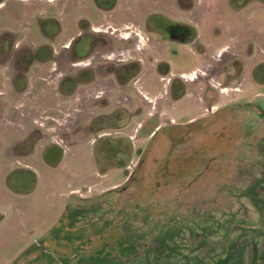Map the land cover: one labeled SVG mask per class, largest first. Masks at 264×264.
Segmentation results:
<instances>
[{
    "label": "rangeland",
    "instance_id": "1",
    "mask_svg": "<svg viewBox=\"0 0 264 264\" xmlns=\"http://www.w3.org/2000/svg\"><path fill=\"white\" fill-rule=\"evenodd\" d=\"M175 1L191 8L0 4V32L14 36L0 60L25 45L40 58L14 80L0 64V264H69L76 251L70 264H264V0ZM163 16L192 24L203 46L168 40ZM80 19L111 47L73 65ZM130 62L139 71L123 87L97 69L94 83L59 91L88 66ZM100 250L112 251L92 262Z\"/></svg>",
    "mask_w": 264,
    "mask_h": 264
},
{
    "label": "flooded vegetation",
    "instance_id": "2",
    "mask_svg": "<svg viewBox=\"0 0 264 264\" xmlns=\"http://www.w3.org/2000/svg\"><path fill=\"white\" fill-rule=\"evenodd\" d=\"M117 1L118 0H114V2L112 3V6L110 8V10H112L113 8H115V6L117 5ZM231 3V0H230ZM1 4V3H0ZM233 4V3H232ZM246 5V3H242L240 5V7H236L237 10H239L240 8H243ZM173 6H175V8H177V10H181L182 12L185 10H189L191 8L190 7H178L177 3L175 0H173ZM164 21H163V31H159L161 32L168 40L178 43V44H191V43H195L196 47L203 46V44L201 42H199L197 40V36H196V30L195 27L184 21V20H180L178 18H175L173 16H163ZM88 21V20H87ZM79 28V25H78ZM151 28H145V31L147 32H151L150 30ZM216 30H219L220 34L223 33V30L220 28H217ZM215 30V31H216ZM93 31H95V29L91 26L90 22L88 21V24H86V27L84 29H80L79 28V32L80 34L75 37L69 44V58L73 63V65L75 64V62H80L82 59L81 58H89L91 56H93V53L95 52H103L108 50L111 47V43L109 44L103 36L100 35H95L93 34ZM216 34V33H215ZM47 37V35H45ZM51 38V37H48ZM80 41L84 42V50L81 54H78L76 51V44L80 43ZM5 43H9V47L14 46L13 41H11L10 39H3L0 40V45H2V47L4 46ZM46 45V44H45ZM27 46V45H25ZM25 46H23V48H21L19 51L16 52V54L14 55H10L9 51L8 53L1 58V63L4 62H11L12 63V68L15 69V74L12 77V80H14L16 77H25V74H27V72L29 71V68L32 64H34L35 62H40V58L36 61H31L30 62V55H26V54H22V51L26 50V48H24ZM47 47L50 48V45H46ZM12 49V48H11ZM31 51H38L39 53V49L36 48L35 50ZM51 51V49H50ZM202 52V51H200ZM205 52V51H204ZM34 54V53H33ZM39 56V54H38ZM50 57V54H49ZM48 57V58H49ZM48 60V59H47ZM51 61V60H49ZM30 63V64H29ZM129 64V69L125 68L124 65H121L118 68H113L112 65H108V64H102L99 65L97 68L92 67V66H88L87 68L80 70L79 72H75V73H71L69 74V76L72 78V86H77L79 82H86L82 85H89L95 82V75L97 73V69L99 74H107L110 75L114 82L118 85V86H125L126 84H129L130 80L134 77V75L136 74V70L137 66L135 62H130L127 63ZM132 66V68H131ZM232 68H234V65H232ZM167 69V67H166ZM240 69L242 70V67H240ZM134 74V75H133ZM220 74H222V78H223V82L226 80V77H228V73L221 69ZM83 76H87L85 77V79H82L81 77ZM137 76V75H136ZM81 78V79H79ZM233 80H236V77L233 78ZM219 84V83H218ZM183 86V85H182ZM151 121H155V118H152ZM161 127L159 126L158 128L155 129V127H153L152 132H151V137H153L156 133H159V131H161ZM184 129H182L183 131ZM186 131V130H185ZM183 135L184 133H181V138L183 139ZM179 139V140H180ZM187 139L184 137V141L185 142ZM173 146V143L171 144V142H169V148ZM202 153H204V151H199V155H202ZM202 157V156H200ZM133 174V173H132ZM131 173L128 175H132ZM79 199H88V198H79ZM134 205V203H133ZM70 260V257H68Z\"/></svg>",
    "mask_w": 264,
    "mask_h": 264
},
{
    "label": "trees",
    "instance_id": "3",
    "mask_svg": "<svg viewBox=\"0 0 264 264\" xmlns=\"http://www.w3.org/2000/svg\"><path fill=\"white\" fill-rule=\"evenodd\" d=\"M2 1L3 0H0V3H2ZM86 24H88V21L86 20V19H80L79 21H78V25H79V28L80 29H84L85 27H86ZM46 35V34H45ZM14 36H13V34L11 33V32H9V31H2V32H0V40H3V39H10L11 41H13V38ZM105 39V38H104ZM107 41V40H106ZM24 48H26V50H24V51H22V54H26V55H30V62L31 61H36V60H38L39 59V56H38V51H31V48L30 47H28V46H25ZM70 51V50H69ZM34 53V54H33ZM68 57H69V52H68ZM49 60H53V55H52V53H51V51H50V57L48 58ZM30 64V63H29ZM124 67L125 68H127V69H129L128 67H129V64H125L124 65ZM139 71V69L138 70H136V74L134 75V77H136V75L138 74L137 72ZM85 81V80H84ZM84 81H82V82H79L78 83V85H80V84H84V83H86V82H84ZM71 82H72V78L68 75V76H66L65 78H63L61 81H60V83H59V91L63 94V95H65V96H68V95H73L74 94V92H75V88H76V86H71L70 87V85H71ZM64 84H68L69 85V90H64ZM230 107L231 106H229L228 108H223L222 110H219L220 112H216L215 113V118H217V117H219V115L220 114H223V113H226V112H228V110H231L230 109ZM3 110V109H2ZM2 110H0V111H2ZM233 122V120H226V122H225V124H224V126L226 125V123H228V122ZM199 126L198 124H193V123H190L189 124V126H187L188 128H191L192 127V131L195 129L196 130V128H194L193 126ZM154 127H157V125H155ZM194 128V129H193ZM184 129V128H183ZM20 141V140H19ZM19 141H17V142H19ZM15 148V147H14ZM140 152L138 151V154H139ZM164 160V159H163ZM129 162V161H128ZM163 162V161H162ZM114 166H121V167H126V165L125 164H123V163H118V164H116V165H114ZM113 166V167H114ZM105 168H102V167H100V171L101 172H103L104 173V170ZM108 169H110L109 167H107V169L106 170H108ZM131 177H132V175H130L129 176V178L127 179V180H130L131 179ZM107 193V192H106ZM105 193V194H106ZM102 195H104V194H102ZM102 195H99V196H96V197H94L93 198V200L94 199H97V198H99V197H101ZM79 199V198H78ZM90 199H79V202H82V203H85V201L86 202H88ZM0 219H2V216L0 217ZM110 251H112V250H100V252H98L97 254H92L91 256L93 257L92 258V262H96L97 260H100V257H104V256H107L108 254H106V253H111ZM101 255V256H100ZM77 257V258H76ZM82 256H80V253L78 252V251H76L75 253H74V256L73 257H71L70 258V260H69V264L71 263V261H76V262H79V260H80V258H81ZM114 260H116V259H114ZM109 264H113V261H110L109 262ZM115 264V263H114Z\"/></svg>",
    "mask_w": 264,
    "mask_h": 264
},
{
    "label": "crops",
    "instance_id": "4",
    "mask_svg": "<svg viewBox=\"0 0 264 264\" xmlns=\"http://www.w3.org/2000/svg\"><path fill=\"white\" fill-rule=\"evenodd\" d=\"M95 29V28H94ZM160 125H157V127H155V129L156 128H158ZM114 189V188H113ZM82 197V196H81ZM81 197H79V198H81ZM0 216H2V219H0V222L5 218V213H3V212H0Z\"/></svg>",
    "mask_w": 264,
    "mask_h": 264
}]
</instances>
